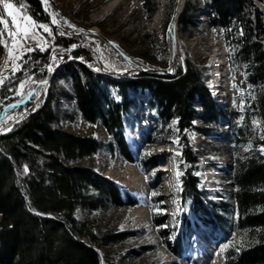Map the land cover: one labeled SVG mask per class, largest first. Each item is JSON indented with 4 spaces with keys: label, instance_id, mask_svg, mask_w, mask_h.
<instances>
[{
    "label": "trees",
    "instance_id": "1",
    "mask_svg": "<svg viewBox=\"0 0 264 264\" xmlns=\"http://www.w3.org/2000/svg\"><path fill=\"white\" fill-rule=\"evenodd\" d=\"M9 1L23 5L22 12L38 23L49 22L42 0ZM205 7L208 24L222 37L229 68L244 69L251 94L243 114L258 123L262 135L252 141V151L231 160L232 210L227 201H212L199 188L194 173L198 158L184 137L181 154L189 166L181 177V201L190 200L192 213L212 230L224 232L231 223L238 233L237 246L227 247L222 264H264V0H208ZM192 8L188 0L183 2L178 17L186 31L198 30L196 20L188 15ZM143 10L147 15L154 6L144 0ZM76 21L97 24L86 18ZM50 30L47 36L52 46L68 49L71 57L61 59L37 100L32 93L20 104L28 110L12 123L11 130L0 132V264H100L99 249L105 261L107 254L118 256L121 243L132 233L103 224L99 217L110 207L130 206L134 201L123 202L111 179L82 163L101 149L110 155L118 150L133 161L122 133V115L135 104L129 91H145L146 103L155 108L162 125L175 121L180 133L192 129L198 115L208 124L227 116L209 92L205 60L195 59L185 46L182 56L175 46L173 74L132 71L116 77L127 67L124 62L112 59L117 67L111 70L114 75L108 74L93 49L75 46L82 37L61 34L54 26ZM3 49L0 45V54ZM50 51L36 47L26 52L16 78L27 74L34 85L41 84L49 72ZM164 60L167 67V53ZM109 86L117 89L120 100L110 98ZM6 93L5 86L0 88V111L9 101ZM79 120L89 126L101 124L108 140L64 128V123ZM143 163L147 168L157 165L155 160ZM77 209L84 217L74 215ZM155 223L165 224L164 217ZM161 237L165 247L180 254L182 233L162 232Z\"/></svg>",
    "mask_w": 264,
    "mask_h": 264
},
{
    "label": "rangeland",
    "instance_id": "2",
    "mask_svg": "<svg viewBox=\"0 0 264 264\" xmlns=\"http://www.w3.org/2000/svg\"><path fill=\"white\" fill-rule=\"evenodd\" d=\"M148 1L153 4V11L156 10L157 5L160 7L161 20L154 26L151 25L152 21L150 22L154 12L145 15L144 10L141 11L144 0H56L53 5L64 15V18L59 17L58 11L55 10L54 13L58 15L57 20L63 19L70 24L69 30L72 33L68 34L82 37V40L75 46L85 44L93 49L96 59L100 61L106 73L114 75L111 70L117 66L112 62V59L126 64L125 70L118 75L115 74L116 77L128 76L132 71L142 72L141 67L165 68L166 53L168 56L167 67L169 68V51L172 43L179 48L180 53L185 46L184 48L195 59L205 60L209 92L214 101L227 113V116H221L216 123L208 124L204 122L201 115H198L193 121L192 129L180 133L175 121L162 125L155 108L146 103L147 94L145 91L128 92V95L135 99V104L123 114L122 120L126 128V130L123 128V134L125 140L130 135L131 138L136 139L138 151L133 162L123 158L118 150L110 155L107 150L101 149L93 158L82 163L92 166L98 173L111 179L116 185L120 197L122 194L125 200L131 198L134 201L133 205L110 207L108 213H101L99 220L103 224H114L120 231L131 232L132 236L121 243L120 252L114 258L112 254H107L105 261L103 250L99 249L102 253L100 264H185L191 253L200 254L202 252L199 246L202 241L211 244L209 249L213 251L209 250L208 256L211 260L210 263L222 264L227 247L237 246L238 233L230 223L226 231L218 234L219 236L215 237L216 240L213 238L210 241V238L213 237L209 231L210 227L206 224L202 225L201 220L192 213L191 201L183 203L180 197L168 194V189L165 186L168 180L164 179L162 170L169 165V168L173 166L174 169L176 168L175 174L179 178L183 170L189 166L183 160L186 165L181 168L184 163L178 152L181 141L185 137L192 152L198 158L194 173L198 177L199 188L203 189L207 198L212 201H227L232 210L235 201L230 194L233 183L230 174L231 160L236 155L252 151L250 150L252 141L262 135L258 123L243 114L244 103L248 102L250 98L251 88H248L245 83L243 68L232 71L228 66L222 37L218 31L210 27L204 14L205 2L208 0H188L193 6L188 15L196 20L195 24L198 30H193L190 27L187 31L178 21L183 2L187 0H179L177 4L175 0ZM108 6L112 7L109 9L110 11H104ZM1 8L4 12L2 5ZM174 11L176 33L170 40L168 32L172 26L169 28V21ZM21 15L31 17L37 25H46L49 29L54 26L62 31L60 27H57L58 23L52 22L51 13L47 14L49 18L47 24L38 23L28 12H21ZM4 18L9 21L11 29V18L7 16L6 12H4ZM80 18L89 19L97 24L86 26L76 21ZM83 28L96 29L99 34L81 33ZM0 31H3L2 24H0ZM43 31L39 27L31 30L29 38L21 41L23 49L18 53L20 59L15 61L20 69L23 55L26 52L36 47H40L42 50L51 48L49 61L46 63V69L49 72L41 84L34 85V80L27 74L20 76L21 79H17L15 73L19 69L13 73L11 61H8V67L5 69L8 49L4 43H0L4 48L3 53L0 54V74L7 77L4 83L0 84V88L6 87V100H9L7 101L9 104H4L0 111V127L4 129L11 127L12 123L21 118L28 110H22L19 102L26 100L29 97V92H32L33 89L35 91L32 93L37 100L44 93L50 80V74L61 63V59L71 57L68 49L53 47L47 32L43 33ZM62 33L67 32L62 31ZM32 34H35L36 39L31 38ZM102 36L115 43L128 57L135 59L139 64L129 63L121 56L115 55L109 50V43ZM0 39L11 44L7 34ZM176 58L174 55L173 65H175ZM219 67L222 69L219 70ZM217 71L220 72V75ZM21 83H24L22 90L19 88ZM108 92L110 98L115 101L120 100L115 87L109 86ZM240 127L241 129H238ZM64 128L75 133L95 136L101 141H106L109 138L101 124L89 126L79 120L76 124L64 123ZM237 138L240 139L237 140ZM129 149L134 155L131 147ZM170 149H172L171 152ZM180 149L182 150V148ZM257 149H261V147L258 146ZM152 160L156 161L157 166L147 168L143 163ZM177 182L179 183V181ZM128 188L133 193L126 191ZM134 194L143 195L142 202L134 198ZM74 215L78 218L84 217L81 209H77ZM162 217L165 219V224H156L155 220ZM137 221L140 222L136 226L143 228L142 231L131 230ZM162 232H169L171 236L176 232L182 233L184 240L180 256H175L165 247L161 237ZM196 235L198 237L194 238ZM147 246L151 247L149 252L145 251ZM222 249L224 250L221 251ZM197 261L200 262L201 259L197 258Z\"/></svg>",
    "mask_w": 264,
    "mask_h": 264
},
{
    "label": "snow or ice",
    "instance_id": "3",
    "mask_svg": "<svg viewBox=\"0 0 264 264\" xmlns=\"http://www.w3.org/2000/svg\"><path fill=\"white\" fill-rule=\"evenodd\" d=\"M47 6V0H43ZM0 5H2L4 12L7 16L11 18V29L9 28V21L4 18V12H0V24L3 25V31H0V37H3L5 34L10 38L11 44L3 39H0V43H4V46L8 49V59L5 61V69L8 67V61L12 62L11 70L15 73L19 69V65L15 63L16 60L20 59L18 53L23 49V44L21 41L27 40L29 38L30 32L32 29L37 27L42 28L45 32H48L51 35V30L46 25H37L31 17L27 15H21L23 5L17 7L9 0H0ZM19 21V22H18ZM53 23H57L55 16L52 18ZM171 30V29H170ZM63 34V33H61ZM32 39H36L35 34L31 35ZM30 50V49H29ZM22 54V53H21ZM5 77L3 74H0V84H3ZM20 90L24 88V83H21L19 86ZM11 129H4L0 127V132L10 131ZM25 173L28 171L27 167L24 169ZM227 245L225 246V248ZM222 249L221 251H223Z\"/></svg>",
    "mask_w": 264,
    "mask_h": 264
},
{
    "label": "bare ground",
    "instance_id": "4",
    "mask_svg": "<svg viewBox=\"0 0 264 264\" xmlns=\"http://www.w3.org/2000/svg\"><path fill=\"white\" fill-rule=\"evenodd\" d=\"M112 7H110V6H108V7H106V9L104 10V11H108L109 9H111ZM159 9H160V7H159V5H157V8H156V10L155 11H153L154 13H153V16H152V18L150 19V22L152 21V23H151V25L152 26H154V25H156V24H158V22L161 20V17H160V14H159ZM110 11V10H109ZM51 15L52 16H55V18H56V21H57V23L59 24V25H61L63 28H65V29H70V24L69 23H67L65 20H57V18H58V15H57V13H54V12H51ZM176 20V19H175ZM175 20H174V25L172 24V27L170 28L171 30H169V32H168V37H170V40H171V37H173V35L176 33V25H175ZM90 35H94V34H90ZM109 50L110 51H112L113 53H115V55H117V56H120L116 51H115V49H113V47L112 46H110L109 45ZM130 58V57H129ZM131 60H132V62L133 63H137V64H139V62L138 61H136L135 59H132V58H130ZM220 69H222V68H220L219 67V70ZM149 73V72H148ZM217 73L220 75V72L219 71H217ZM220 86H221V84H220ZM220 91V90H219ZM127 143H128V146L129 147H131V149H132V151L134 152V157H136V154H137V151H138V149H137V144H136V139H132L130 136H129V138L127 139ZM132 154V153H131ZM182 172V171H181ZM181 177H182V173L180 174V179H181ZM182 185V182H179V189L182 187L181 186ZM126 191H131L132 193H133V191L130 189V188H128V189H126ZM141 196H142V198H141ZM141 196H139V195H137V194H134L133 195V197L134 198H136V199H138L140 202H142V200H143V198H144V196L143 195H141ZM122 197V196H121ZM122 199H124L123 197H122ZM145 202V201H144ZM139 222L140 221H137V223L135 224V226L134 227H132V231H135V232H137V231H142L143 230V228H141V227H139V226H136V225H138L139 224ZM202 222V221H201ZM203 223V222H202ZM204 224V223H203ZM198 236L196 235L194 238H197ZM211 238H213V237H211ZM210 238V241L211 240H213V239H211ZM215 240H216V238H214ZM200 246V248L202 249L201 251L202 252H200V254H195V253H191V255L187 258V261H186V263L185 264H211L210 262H211V260H210V258L208 257L209 256V250L210 251H213V250H211V249H209V247H211V244H209L208 242H201V244L199 245ZM206 250H208L207 251V253H206ZM182 251V250H181ZM181 253V252H180ZM206 253V254H205ZM199 256V257H198ZM197 258H199V259H201V261L200 262H198L197 261Z\"/></svg>",
    "mask_w": 264,
    "mask_h": 264
},
{
    "label": "water",
    "instance_id": "5",
    "mask_svg": "<svg viewBox=\"0 0 264 264\" xmlns=\"http://www.w3.org/2000/svg\"><path fill=\"white\" fill-rule=\"evenodd\" d=\"M43 1V0H42ZM176 4L179 2V0H175ZM43 7L46 8V12L48 15H50L51 12H54L55 10H57L52 1L51 0H47V6L45 5V3L43 2ZM58 11V15L59 17L61 18H64V15L59 11ZM175 20V11L169 21V28L172 26L173 22ZM57 27L62 30V31H65L67 33H72L71 30H68V29H65L63 27H61L60 25L56 24ZM79 29L81 27H78ZM81 33H84V34H99L98 31L96 29H92V28H83L81 29ZM102 38L107 42L109 43L110 46L113 47V49H115V51L127 62L129 63H132V60L127 56L126 53H124L121 48H119L115 43H113L112 41H110L107 37H104L102 36ZM174 49H175V44L172 43L171 45V49L169 51V68L168 67H165V68H158V67H153V68H144V67H141V71L142 72H149V73H154V74H171L173 72V58H174ZM51 75V74H50Z\"/></svg>",
    "mask_w": 264,
    "mask_h": 264
}]
</instances>
